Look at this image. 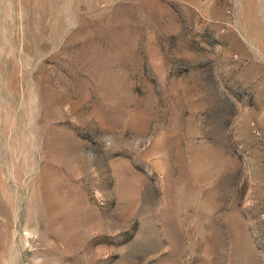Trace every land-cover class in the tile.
<instances>
[{"label": "rangeland", "instance_id": "obj_1", "mask_svg": "<svg viewBox=\"0 0 264 264\" xmlns=\"http://www.w3.org/2000/svg\"><path fill=\"white\" fill-rule=\"evenodd\" d=\"M0 264H264V0H0Z\"/></svg>", "mask_w": 264, "mask_h": 264}]
</instances>
